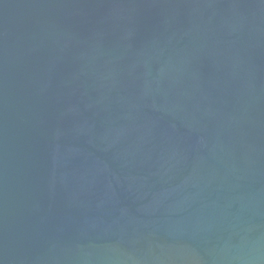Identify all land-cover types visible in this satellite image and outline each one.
Returning a JSON list of instances; mask_svg holds the SVG:
<instances>
[{"label": "water", "instance_id": "water-1", "mask_svg": "<svg viewBox=\"0 0 264 264\" xmlns=\"http://www.w3.org/2000/svg\"><path fill=\"white\" fill-rule=\"evenodd\" d=\"M0 264H264V0H0Z\"/></svg>", "mask_w": 264, "mask_h": 264}]
</instances>
